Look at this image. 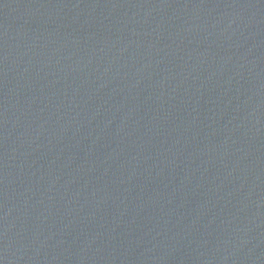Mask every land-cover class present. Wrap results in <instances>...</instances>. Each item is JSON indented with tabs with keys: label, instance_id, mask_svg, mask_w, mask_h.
<instances>
[{
	"label": "water",
	"instance_id": "95a60500",
	"mask_svg": "<svg viewBox=\"0 0 264 264\" xmlns=\"http://www.w3.org/2000/svg\"><path fill=\"white\" fill-rule=\"evenodd\" d=\"M0 264H264V0H0Z\"/></svg>",
	"mask_w": 264,
	"mask_h": 264
}]
</instances>
